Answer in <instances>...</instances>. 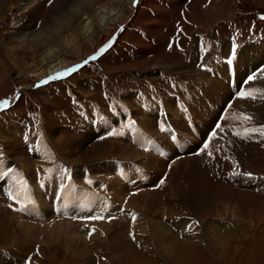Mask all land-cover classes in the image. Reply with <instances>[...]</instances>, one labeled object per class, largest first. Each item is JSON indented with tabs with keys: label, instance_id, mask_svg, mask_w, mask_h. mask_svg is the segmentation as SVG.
Returning a JSON list of instances; mask_svg holds the SVG:
<instances>
[{
	"label": "rangeland",
	"instance_id": "rangeland-1",
	"mask_svg": "<svg viewBox=\"0 0 264 264\" xmlns=\"http://www.w3.org/2000/svg\"><path fill=\"white\" fill-rule=\"evenodd\" d=\"M44 1L45 0H0V61L2 62L0 74L1 76L3 74L2 84L4 85V87L0 85V87L3 88L0 91V101L5 99L9 100L7 108H0V142L2 143V150H4V154L6 155L4 158L0 159H4L3 162L7 160L8 162H14L16 165H20L25 174L30 178L33 177L34 171H36V168L33 166L38 163L42 165L44 161H47L48 167H52L51 169L53 171V167L55 166L58 170L68 171V175L70 172V174H72V171H80L79 174L83 173V171L88 173L92 170V167L94 168L96 165L108 166L110 163H113V165L116 163H123H115L113 160H123V150L126 149L122 148L124 141L114 137L117 134L112 133L113 136L111 137L114 139L110 138L109 135H105V139L101 141H97L99 139L93 140V138H96V136H94L96 134L95 132L103 133L105 129L94 130L95 127L91 126L92 121L88 124H84L80 130L79 126L75 123L72 128H68L62 132L63 130L58 126L60 124L59 120H57V122L55 120L56 113L60 110L66 111L68 109L69 100L97 98L96 100L98 101V99L101 100L99 94L102 95L104 92H115L117 91L115 89L121 86L123 89L127 86L140 90V88L145 87L147 81L155 82V80L151 78H159L158 74L160 71L163 72V74L162 78L158 80L159 82H163V79L167 76H179L188 80L186 86L189 88L193 84V80H195L198 74L203 70L197 71L193 66L194 57L191 55L190 51L187 50V62L190 63L184 64L180 56L184 49L181 53H177L176 50L168 52L163 48L167 36L172 34V31H170L172 21L180 20L184 29L189 33H199L201 31L212 34L214 30H216L218 33H221L222 36V34L226 32V24L230 26L232 22H234L236 27L240 28L237 30V35L245 32V30L250 34H257L258 32L264 33V0H191L187 4L188 9H184L187 3L185 0H169V2L168 0H165V2L163 0H137L135 4L134 0H129L120 8L119 6H113L114 3L111 0H95L92 7L107 3V8L110 7L112 10L111 13L114 12L111 18L113 17L115 20L111 18L105 20L104 18L106 15H104L103 21L100 19L97 21L96 18L99 17L95 15V10H93L91 13L93 16L95 15V23L96 21L99 23L96 31L93 32V36H91L94 38H90L89 40L81 39L78 42L79 45L72 46L70 50L67 49L60 53L64 60L73 63L74 66H83L77 71L59 78L60 80H50L47 84L40 85V82L45 79V75H39L37 71H33V65L35 62H40L41 53L44 51L45 47L41 46L40 48L30 49L28 48L29 46H25V42H21L18 39L21 35L24 36L25 34L30 36H38L41 34L43 41L48 46L60 43V36H63L62 31H66V25L69 22L74 25L78 24L77 21L67 16L69 14L68 11L73 10L74 5H82V0H76V3L74 2L75 0H67V5L70 6L73 4V7H65L64 11L60 9V4L63 3L62 1L66 2V0H54L53 4H49L47 0ZM28 2L36 3L38 7L40 6L41 8L36 10L35 8L37 5L33 4L31 6ZM221 3L224 4V6L226 5V7L223 8L225 12L219 10ZM53 7H58L59 11H54ZM88 12L84 13L83 16L82 13H79L78 19L80 18L83 20V17L85 18ZM191 13L192 15L194 14L195 21L191 18ZM208 13H211V15H207ZM183 16H185V21L182 19ZM228 19L229 21L227 22ZM109 21H111L112 24L109 23ZM212 21L214 22L212 23ZM110 29L113 32L111 31V34L106 35V32H109ZM67 31L69 32L71 30ZM42 34L45 35V38H43ZM151 36L156 41V44H153ZM104 37L105 39L101 40ZM227 40L228 39L225 38L220 43L216 44L215 47L218 51L219 47L222 50L224 45L226 46ZM109 41L113 42L103 54L99 55L95 60H90L86 65L83 64L94 52L96 53L98 49L108 44ZM178 42L180 43L182 40H178ZM95 43L98 46L94 49H97L96 51L92 49V44ZM252 45L258 47L259 50L264 49L263 40L246 43L239 49L243 50L246 48V54L250 55ZM78 51L81 52V54ZM254 53H256V51ZM260 53V56L255 59L246 60V65L249 67H244L242 72L239 70V66L235 65V70H237L236 78L238 80H241L243 76L251 70L250 68L264 61V51ZM159 60L161 61L158 64L157 61ZM167 60L171 61L169 62V64H172L171 66L166 63ZM218 64H220V62H218ZM73 65H71V67H73ZM221 67L223 68V65ZM262 70H264V68ZM195 72H197V75L194 74ZM215 72L214 70L213 76L217 77ZM206 75L209 76L207 72ZM258 76L259 74L256 73L255 77ZM261 79L263 84L260 83L258 86L262 90L261 92H264V77H261ZM257 81V78H255L252 82L253 84H257ZM102 82L104 85L103 88L101 87ZM37 85L40 86L37 87ZM205 85H207V82H205ZM248 86H250V83L244 85L245 88ZM256 93H260V91L257 90ZM124 99L128 102V108L133 111L136 119L140 114L139 122H141V116L144 111L140 112V108L133 106L126 97ZM169 99L170 98L166 99L165 102ZM245 101L244 99L239 100L237 103L239 106H235L240 107V105H243V102L245 104ZM259 104L260 106L257 103H251V106L244 108L245 110L248 109L247 111L241 112L244 113L245 116L253 119V122L256 120L262 123L264 122V105L261 103ZM246 105H248V102ZM73 107L75 108L76 106L72 105V108ZM255 108L258 109V112L254 115ZM215 113L216 112L213 110L206 111V115H214ZM18 114H24L22 116L24 120H18V123L19 126L25 125L30 133L27 136V140L31 141L32 138V141L37 146H42V154L40 151L38 152L39 155L41 154L40 157H36L34 153L31 157H28L19 146L16 134L10 133V131H13L11 127L16 129L17 124L15 125L14 122L9 121V118L13 119L12 117H16ZM252 114L254 116H252ZM195 115L196 117L194 119L206 117L203 113L195 112ZM116 120L118 121V118ZM177 120L178 124L174 122L175 125H178V130L186 132L183 121L181 119L180 122L179 119ZM249 120L244 119L241 121L247 122ZM8 121V124L11 125L6 123ZM134 121L136 120L134 119ZM99 122L108 123V131L109 128L113 126L112 123L104 120L95 123L98 124ZM162 122L166 123V127H168L173 136L172 129L169 128V121L164 120ZM136 124L139 125L138 123ZM152 124L155 126L154 121H152ZM158 125L160 128L163 126L162 123H158ZM166 127V131L160 133L156 132L159 137L155 135V137L152 138V140L154 139L153 142L157 139L165 141L166 144L170 145L169 142L172 140H170L172 137L169 138L170 131H168ZM83 133L89 134L86 139L80 136ZM141 133L145 132L141 129ZM182 137L183 136H181V138ZM138 141L140 142L138 144L137 141L136 144L129 143L132 151L136 153L135 155L132 153L130 157H136V155H138V157L133 160H123L124 163L129 164L130 167L127 176L125 175V171H123L124 175L118 180L122 182L123 187H128V190H126L127 193L118 190L121 189V187L116 189L119 193L114 190L113 193L109 188L108 181L111 179V176L108 174L103 175V173L97 172L98 174H95V177L93 175L85 177L78 174L80 180H75V182H78V185H81L76 189L77 194L82 191L84 192V189H88L87 191L96 195L95 202L108 194L111 196L112 194H121V202L119 200L114 201L111 210L108 211L107 214L104 212L98 213L99 216H103L104 220L107 221L104 226L106 230L108 228L107 231H104L100 227L98 228V226L94 228V231H92V227L88 228V224L86 225L88 219H84L86 216L80 217L85 214L80 209V202L76 198V193L72 195L73 200L68 203L65 201L66 198L64 193L61 194L59 192L58 195L56 194L52 197L50 204V207H53L50 209L52 215L56 209L60 208L61 210L55 213H63V215L66 216L64 218H55L53 215L54 218L52 222L49 221L48 223L47 218L41 221L43 217L42 213L39 211L36 212L39 209V205H36L38 201L34 202L35 205L33 204V208L26 210L24 213H35L31 221L34 222V227L40 237L47 236V233L42 234V230L48 229L49 226L54 224L61 223L60 220H64L63 225H65L67 221L68 223L66 226L68 230L63 228V233L68 239H73L76 243L79 242V244L85 246L87 251H89L86 255L83 257H76L69 253L73 252V250L62 247L59 243L48 245L44 242H39L31 233L25 234L22 228H19V223L16 219L18 210L17 213L14 214L0 209V253L5 251V249L10 251L6 256L4 253L0 254L1 258H3H0V264H14L15 261L21 263L22 258L26 254L31 257L29 259L30 264H264V142L259 143L258 146L256 143L243 144L242 142L231 140L225 143L224 147L216 145L214 147L216 154L211 156H209L205 150H202L197 155L194 154L195 158L198 160L197 164L199 167L200 163L203 164L204 161L208 160V156L211 159V162L205 163V165H207L202 168V172L205 174L203 179L205 181L207 180V182L209 180L210 185L208 190H199V188H195L189 191L183 184L178 185V180L181 178L180 176L178 180H174L173 182L169 180L170 177L167 174L170 170L167 167L168 170L166 168L164 171V168L166 167L165 164L167 163V166L170 165L171 163L168 164V162L172 160H168L166 152H162L160 147L154 143L155 154H153L151 151V144L147 142L141 143V140ZM140 145L147 150L145 153L135 149L140 147ZM94 150L98 154H94ZM222 151L231 161L234 157L239 164L237 167L240 169L245 170L246 168L250 171L254 169L256 172H259L254 187L248 186L245 188L246 185H242L241 183V178L244 179V177L240 175H237L236 178L228 183L213 181L211 177H208L209 170L213 169L216 162L221 164L223 168L229 165L228 161L220 159L219 155L222 154ZM186 152L188 155L183 154L182 158L193 156L190 155L192 152L191 149L186 150ZM90 155H95L98 159L92 161ZM150 155H155L156 157L154 158L158 159H155V161H148ZM179 158L182 160L181 157ZM179 158L173 161V163L175 164ZM71 159L73 162H71ZM165 160L168 161L165 162ZM4 163H6V161ZM161 164H164V166ZM118 165L124 167L121 164ZM160 166L161 168H159ZM176 167L175 165V168L173 167L172 170L175 171V169H178V167ZM153 168H157V172H155ZM1 171L3 172L2 168ZM13 171L16 170L13 169ZM54 172L57 173L56 171ZM146 173H149L151 176L148 178V181L144 178ZM177 173L178 171L174 174L176 175ZM62 174L60 176H48L44 180L53 177L63 178L67 175L66 172ZM182 177L185 179L188 178L187 175H182ZM83 178L94 179V181L91 184L90 180ZM167 179L168 181H166ZM141 180H143L142 183H140ZM161 180H163V183H161ZM234 180H236V183ZM2 181L9 187H13L11 179L8 176L1 180L0 183H2ZM106 183H108V186L103 188ZM37 184L38 183H36V185ZM187 184L188 183H185V185ZM29 186L31 187L30 184L24 186V189L30 188ZM94 186H103V193L99 194L93 191L94 189L91 187ZM136 186H139L140 189L132 191ZM177 186H180V188H177ZM167 188L169 190H166ZM160 189L163 192L160 191ZM175 189L179 194L183 193L187 195L186 199L180 198L182 202L179 204L170 202V197H172L171 191ZM20 190L22 191L23 187ZM143 191L154 193V196L155 194L161 193L158 195V204L150 205L148 208L141 207V202L143 201L141 198L139 205L136 207L135 204H132V207L130 204V196H137L136 194H141ZM168 191L170 192L168 193ZM62 196H64L63 199H61ZM164 199L169 200L165 201ZM176 199L178 198L176 197ZM21 200L23 201L24 199L21 198ZM157 202H155V204ZM118 209L122 211L127 210L131 212L132 216L128 213V215L120 219H117V216V218L112 221L107 220L106 217H113L115 215L114 212ZM1 210H3L2 213ZM133 215H135V220L131 218L128 223L130 217H133ZM176 216L179 217V220H176ZM71 217L76 219H72ZM54 219L55 222H58L55 223L53 221ZM168 220H172L176 223H171L172 225H169L167 223ZM137 221H141V226L147 225L146 233L142 230L141 234L137 233V231L132 228L133 222L135 225L139 224L136 223ZM152 223H156V225L160 224L163 231H166L165 236L161 239L163 243L161 242L158 244L157 239L155 240L153 236H151ZM175 225L181 227L183 238H180V235L178 236L176 231L171 229V227L173 228ZM90 231L93 234L89 235ZM128 231L130 234L134 235L135 241L130 237ZM91 236L95 237L93 238ZM97 240L99 241L96 245ZM93 245L96 246L92 247ZM129 249L134 250L131 252ZM127 251L136 254L135 256L139 263L133 260L124 262L125 259L127 261V255L129 254Z\"/></svg>",
	"mask_w": 264,
	"mask_h": 264
},
{
	"label": "bare ground",
	"instance_id": "bare-ground-1",
	"mask_svg": "<svg viewBox=\"0 0 264 264\" xmlns=\"http://www.w3.org/2000/svg\"><path fill=\"white\" fill-rule=\"evenodd\" d=\"M72 1V0H71ZM97 1H100V0H97ZM96 1V2H97ZM114 4L113 6H119L120 7H123L124 6V3H127V1L129 0H111ZM63 3H61V8L62 10L65 11V7L66 8H71L73 7L72 5L68 6L67 5V0L66 2L62 1ZM76 3V0L74 1ZM73 2V3H74ZM81 2V1H80ZM93 2H95V0H86V1H83L82 0V5L81 6H76L74 5L73 7V10H69L68 11V17L69 18H72L74 19L75 21L78 22L77 25H74L72 24L71 22H69L67 25H66V28H65V32L62 31V34L63 36L61 35L60 38V43H56V44H52V45H46L45 42L43 41L42 37H41V34H39L38 36H30V35H24L18 39L19 41L21 42H25V46H29L28 48L30 49H36V48H40L41 46L45 47L44 51L41 53V57H40V62H35V64L33 65V71H37L39 75H46V77L48 78L49 76H54L56 75L57 73H61L63 72L65 69H68V68H71V65H73V63L69 62V61H66L64 60V58L62 57V54L60 55V53L62 51H65L67 49H71L72 46H76V45H79L78 42L81 40V39H90V38H94V37H91L93 36V32L96 31L97 29V25H99V23H97L98 19L102 20L104 18V15L105 16V20H108V18L110 19L111 16H113L112 14L114 13H111L112 10L110 9V7L107 8L106 4H102V5H99L97 7H92V4ZM1 3V2H0ZM28 4H31V6L33 4H36V3H31V2H28ZM37 5V4H36ZM95 6V4H94ZM226 5L224 6V4L221 3V6L219 8V10L223 11V8H225ZM41 7L38 5L36 6V10L40 9ZM95 8V9H94ZM42 10V9H41ZM53 10L54 11H59V8L58 7H53ZM95 10V15H97L99 18H96V23H95V15L93 16L92 15V11ZM52 11V10H51ZM90 13H89V12ZM42 12V11H41ZM40 12V13H41ZM45 12V11H44ZM87 13V16H85V18L83 17V20H81L80 18L78 19L79 17V13L81 14L82 13V16L84 13ZM119 12V11H118ZM225 12V11H223ZM36 13V12H34ZM46 13V12H45ZM43 13V14H45ZM108 13V14H107ZM120 13V12H119ZM58 14V13H57ZM102 14V15H101ZM117 15V14H116ZM207 15H211V13H208ZM44 16V15H43ZM103 16V17H102ZM222 16V15H221ZM191 18L193 19V21H195V16L194 14L192 15L191 13ZM103 19V20H104ZM112 20L114 19L113 17L111 18ZM102 20V21H103ZM115 20V19H114ZM100 21V22H102ZM68 22V21H67ZM113 22V21H112ZM117 22V21H116ZM201 22V21H200ZM214 21H212L213 23ZM109 23H111V21H109ZM209 23V22H208ZM211 23V21H210ZM63 24V23H62ZM65 24V23H64ZM102 24V23H101ZM112 24V23H111ZM202 24V23H201ZM109 25V24H107ZM103 26V25H102ZM114 27V26H113ZM100 29V28H99ZM104 29V28H103ZM112 29V28H111ZM109 30V32H106V35H109L111 34L110 32L112 30ZM67 30H71V31H67ZM113 32V31H112ZM43 35V38H45V35ZM113 36V35H112ZM100 39V38H99ZM104 38H102L101 40H104ZM100 40V42H101ZM92 41V40H91ZM228 41V40H227ZM229 42V41H228ZM257 42V41H256ZM260 42V41H258ZM31 44V45H30ZM225 44V43H224ZM54 45V46H53ZM98 46L95 44H92V49L94 50L95 48H97ZM252 45V48H251V54L250 55H247L246 54V48L241 50L239 49V53L237 55V59H236V62H235V65H238L239 66V70L242 72V69H244V67H249L248 65H246V60H251V59H255L256 57L260 56V52L261 51H264L263 50H259L258 47ZM74 48V47H73ZM227 48L229 49L228 47V44H226V46L224 45V48H222V54L225 55V52L227 50ZM95 51V50H94ZM256 51V53H254ZM79 52V51H78ZM81 54V52H79ZM78 53V54H79ZM256 54V56H255ZM80 57V55H79ZM161 60L157 61L158 64L160 63ZM163 61V60H162ZM169 62L171 61H166V63L168 65H172L171 63L169 64ZM219 62V61H218ZM214 64L212 67L215 69V73H216V76L217 77H220V78H217L215 76L213 77H210V76H207L206 75V71H201L197 78H195V80H193V84L189 87V88H193L194 89V93H198L197 91H201L202 92V95L203 96H198L196 99L199 100L198 103L201 107H205V103L204 101H201V99H205L206 98H210L213 97L214 100H215V103H218L219 100L220 103L225 100L227 97H229L230 95V91H229V88L227 87V83L224 82V80H222V75H223V69L222 67L220 66V64ZM245 62V63H244ZM39 63V64H38ZM165 63V62H164ZM1 65H2V62L0 61V69H1ZM147 65V64H146ZM74 66V65H73ZM153 66V65H151ZM169 66V68H170ZM166 67V66H165ZM32 71V72H33ZM1 72V71H0ZM219 72H220V75H219ZM237 72V70H236ZM38 75V76H39ZM255 77V76H254ZM22 78V77H21ZM257 78V84H260L261 82V77L260 75L258 77H255ZM2 81H3V74L1 76L0 74V85L1 87L4 85L2 84ZM260 81V82H259ZM205 82H207V85H205ZM0 87V88H1ZM185 88L187 90H192V89H189L187 86H185ZM247 88V87H246ZM3 88L0 89V91L2 90ZM259 91V90H258ZM91 93V92H90ZM252 95V94H251ZM251 95H249L250 97L249 98H252ZM8 100V99H7ZM239 100L241 99H235L233 101V108L235 109L236 113H240L241 116L238 117V121L240 120H244V117H245V114L242 113L241 111H247L245 110L244 108L247 107V106H251V100H246L244 99L245 101V104L243 102V105H240V107H238L239 105L237 104L239 102ZM253 100V99H252ZM196 101V100H195ZM242 102V101H241ZM248 102V105H246V103ZM13 103V102H12ZM160 105L159 108H157V106ZM166 105V107L164 106ZM235 105H238V106H235ZM243 106V107H242ZM260 106V105H259ZM157 108V109H156ZM253 108V107H252ZM254 109V108H253ZM148 111V112H147ZM144 110V113L142 114L141 116V122H138L139 125L137 124H133V125H130L128 124V122L125 123L124 127L125 126H130L128 129L130 130H126L123 131L122 133H120V135H116L114 137H116L117 139H120L121 141H124L123 142V147L122 148H126L123 150L124 154H122V158L123 160H133L135 158L138 157V155H136V157H130V155H132V153L135 155L136 153L132 151V148L130 146V142L131 143H134L136 144V141H137V144L140 143L138 140L140 139H137L135 140L133 138V135H132V128L134 129V127L136 128L137 132H141V129L145 132V133H149L151 134L149 138H146L147 140L145 142L149 143L152 145V152H154V149H155V144L152 140V138L155 137L156 134V130H155V126L152 124V121L155 120V116L157 114V116L159 115V118L158 119V123H162L163 126L166 127V123L165 122H162L164 121V119L162 118L164 116V113L165 114H169L168 117L171 118V116H173L175 119H176V123L178 122L177 119H179V122H180V115L179 113L173 108V102L171 99H169L168 101L165 102V104L161 101L160 103H157V104H154V106H150L148 107V109ZM194 111V110H193ZM254 111V110H252ZM251 112V111H250ZM258 112V109L255 108V111H254V115L257 114ZM197 113V111H196ZM194 114V118L196 117L195 115V112L193 113ZM217 112L214 114V115H207L208 118L207 119H204L205 117L201 118L198 117L197 120L198 122H201L202 123V128L204 130V132L207 130L208 127H210V125L212 124L213 122V119L215 118ZM252 114V116H254ZM205 116V115H204ZM98 122V121H97ZM95 123V122H94ZM155 123V121H154ZM182 123V122H181ZM211 123V124H210ZM87 124V123H85ZM178 124V123H177ZM183 124V123H182ZM142 126V127H141ZM159 126V125H158ZM178 127V125H176ZM180 126V125H179ZM94 130H104V131H107L109 132L107 129L109 127L108 123H103V122H99L98 124H94ZM113 126H111L109 129H112ZM132 127V128H131ZM168 129V127H166ZM185 128V127H184ZM168 131H170L168 129ZM167 131V132H168ZM166 132V133H167ZM184 132V131H183ZM116 134V133H114ZM159 134V133H158ZM89 134H86V133H83L81 134L80 136L83 137L84 139L87 138ZM160 135V134H159ZM119 136V137H118ZM124 136V137H122ZM156 137H159L158 135ZM167 137V136H166ZM172 137V133L170 131V134H169V138ZM168 138V139H169ZM160 139V138H159ZM164 139V137H163ZM172 138H170L171 140ZM119 141V142H121ZM141 141H143V139H141ZM167 141V140H166ZM173 140H171L170 142H172ZM169 142V144H170ZM121 145V144H120ZM149 150V149H148ZM204 151V150H203ZM155 153V152H154ZM94 154H98L95 150H94ZM188 155L187 152H184V155ZM152 155V154H151ZM150 155V158L148 159V161H155V159H158V158H154L156 157L155 155L154 156H151ZM148 156V154H147ZM90 157H92V161L94 160H97L98 157L95 156V155H90ZM182 158V157H181ZM4 160V159H3ZM3 160L0 159V166H2L3 164ZM72 160V159H71ZM116 162H123V163H116L115 165H113V163H110L108 166L107 165H99L96 167H92V170L91 171H87L88 173H86V171H83V173L79 174L80 171H72V174L69 173V175L67 174L65 177L63 178H59V177H53V178H48L46 180H40V183L37 182L38 184L35 185V186H29L30 188H27V189H23L22 190V195L20 197L23 198L24 200L20 203L22 204L21 207H19L17 210H18V215L16 217L17 221H18V226L19 228L21 227L22 228V231L25 233V234H29L31 233V235L37 239L39 242H44L48 245L50 244H60L62 247H65L67 249H71L73 250V252H69L71 255L73 256H76V257H83L84 255L87 254V248L81 244L76 243L73 239H68V237L65 236V234L63 233V228H66L68 230V227L66 226V224L68 223L67 221L65 222L66 224H64V220H60L61 223L59 224H54L52 226H49L48 229H45V230H42V234H46L47 233V236L46 237H40L38 236L39 234L37 233L36 231V228L34 227V222H32V218L35 216V213L34 212H27L26 214L25 211L30 209V208H33V204L35 205L34 202H36L37 204L36 205H39V209L36 211V212H40L42 213L43 217L41 218V221L43 220H46L45 218L48 219V223L49 221L52 222V219L54 218V216L52 215L50 209V204H51V201H52V197L55 196L56 194L58 195L59 192L61 194L64 193V196L66 198V202H71L73 200V197L72 195L74 193H76V198L79 200L80 202V209L83 211V213L85 215H82L80 217H89V216H96L98 215V213H105L107 214L108 211L111 210V206L113 205L114 201H117L119 200L120 201V198H121V194H118V195H115V194H112L111 195H107L105 196L104 198H101L99 199L98 201L95 202V194H92L90 191H87L88 189H84V192H79L77 194V187L81 186L80 184L78 185V182H75V180L79 179L80 180V177H78V174L79 175H82V176H85V177H89L90 175H93L95 177V174H98L97 172H100L101 174L103 173L104 174H108L111 176V179L108 181L109 183V188L113 191H116L117 193H119L116 189L117 188H120L121 189H118V190H121L123 191V193L126 192V190H128L126 187H123L122 186V182L118 181L119 178H122V176L124 175L123 174V171H125V175L127 176V172H128V169L130 167L129 164L127 163H124L123 160H117V159H113ZM161 160V158H160ZM169 160V158H168ZM167 160V161H168ZM125 161V162H126ZM145 161V160H144ZM163 161V160H162ZM165 160V162H167ZM200 161V160H199ZM211 162V159L209 158L208 156V160L204 161L203 164L200 163V167L198 166L197 162L198 160L195 158L194 154L193 156H186L184 158H182V160L179 158L175 164L172 162L170 165H166V167L164 168V164H161L163 165L162 167L164 168V171L166 170V168L168 167L170 172L167 174L169 177V180L171 182H173L174 180H178L179 176L181 177L179 181V184L178 185H181L183 184L185 187H187V189L189 191L191 190H194L195 188H199V190H204V189H209V180L207 182V180L205 181L203 178L205 177V174L204 172H202V168L205 165V163H210ZM5 162V161H4ZM73 162V160L71 161ZM146 162V161H145ZM159 162V161H158ZM93 163V162H91ZM139 163V162H138ZM156 163V162H155ZM154 163V164H155ZM163 163V162H162ZM180 163V164H179ZM97 164V163H96ZM118 164H121L123 165L124 167L118 165ZM132 164V163H131ZM135 164V163H134ZM160 164V163H159ZM169 164V163H168ZM175 165L178 167V169H173V167L175 168ZM146 167V166H145ZM151 167V166H150ZM176 167V168H177ZM143 168V167H142ZM161 168V166L159 167ZM167 168V170H168ZM155 170V172H157V168H153ZM157 169V170H156ZM96 173H95V172ZM174 171V172H172ZM178 171V173L175 175L174 173ZM181 172V173H180ZM0 173H3L1 171V168H0ZM74 173V174H73ZM162 174V173H160ZM63 175V174H62ZM120 175V176H119ZM153 175V174H152ZM182 175H187V179H185L184 177H182ZM191 175V176H190ZM56 176V175H55ZM154 176H155V173H154ZM156 177V176H155ZM159 177V176H158ZM83 179H87V178H83ZM89 179V178H88ZM124 179V178H123ZM183 179V180H182ZM121 180V179H120ZM74 181V182H72ZM123 181V180H122ZM135 181V180H134ZM168 181V179L166 180ZM193 181H197V182H193ZM106 182V181H105ZM204 182V183H203ZM108 183H106L104 185L103 188H105V186L107 187L108 186ZM169 183V182H168ZM185 183H188L187 185H185ZM165 184V183H164ZM170 184V183H169ZM167 185V183H166ZM14 186V184H13ZM28 187V186H27ZM169 187V186H168ZM173 187V186H172ZM176 187V186H174ZM132 188V187H131ZM139 188V186H136L134 187V189H137ZM177 188H180V186H177ZM221 188V187H220ZM22 189V188H21ZM69 189V190H68ZM108 189V190H110ZM166 190H169L168 188ZM45 191V192H44ZM53 191H54V195H53ZM113 191V193H114ZM120 191V192H121ZM160 191H162L160 189ZM108 192V191H107ZM115 192V193H116ZM163 192V191H162ZM170 191H168L169 193ZM199 192V191H198ZM109 193V192H108ZM122 193V192H121ZM127 193V192H126ZM172 193V197H170V202H173L175 204H179L181 203L182 201L180 200V198H185L187 197L186 194H179V192L175 189L173 191H171ZM170 193V194H171ZM200 193V192H199ZM218 193V192H217ZM150 194V195H149ZM161 193L159 194H155L154 196V193H150V192H146V191H143L141 192V194H136L137 196L133 195L132 197L130 196V204L132 206V204H135L136 207L139 205L140 201H141V198H142V202H141V207H146L148 208L150 205H157L158 202H157V199H158V195H160ZM166 194H167V191H166ZM168 194V195H170ZM61 199H63V197ZM169 197V196H168ZM176 197L178 199H176ZM57 198V197H56ZM126 198V196H125ZM137 198V199H136ZM148 199V200H147ZM165 201L167 199H164ZM169 200V199H168ZM167 200V201H168ZM221 200V199H220ZM57 201V200H56ZM64 201V202H65ZM65 202V203H66ZM121 202V201H120ZM155 202H157L155 204ZM231 202V201H230ZM162 203V202H161ZM225 204V203H224ZM227 204V203H226ZM62 205V204H60ZM73 205V204H72ZM227 206V205H226ZM230 206V205H229ZM236 206V205H235ZM58 207V206H56ZM61 207V206H60ZM71 207V206H70ZM133 207V206H132ZM221 207V206H220ZM21 208H24L25 210L21 211L20 209ZM156 208V206H155ZM228 208V207H227ZM59 209V208H58ZM133 209V208H131ZM61 210V209H60ZM226 210V208H225ZM79 211V210H78ZM112 212V211H111ZM224 212V211H223ZM91 213V214H89ZM97 213V214H96ZM95 214V215H94ZM226 214V213H225ZM2 215V214H1ZM103 215V214H101ZM23 219H28V221H25ZM82 219V218H81ZM133 219V218H132ZM40 221V222H41ZM55 222V219L53 220ZM85 221V220H84ZM153 221V220H152ZM50 222V223H51ZM58 222V221H57ZM55 222V223H57ZM88 223V228H91L94 229L96 226H98V228L100 227L101 229H103L104 231L106 230V228L104 227L106 225L104 219L102 220H88L87 221ZM148 222V221H147ZM136 223H139V224H136L133 222L132 223V228L134 230L137 231V233H140L141 234V230L143 232H147V225H144V226H141V221H137ZM151 224V223H150ZM63 225V226H62ZM92 225V226H91ZM149 226V225H148ZM87 228V229H88ZM108 230V228H107ZM106 230V231H107ZM74 231V230H73ZM97 231V230H96ZM87 232V231H86ZM149 232V230H148ZM166 232V231H165ZM165 232L163 231L162 227L160 226V224H157L156 223H152V234L151 236H153V238L157 241H158V244H160L162 241V237L165 236ZM68 233V232H67ZM74 233V232H73ZM93 234V233H91ZM104 234V232H103ZM81 235V234H79ZM68 236V235H67ZM70 236V235H69ZM101 236V235H100ZM105 236V235H104ZM103 236V237H104ZM93 237V236H91ZM95 237V236H94ZM93 237V238H94ZM102 237V236H101ZM71 238V237H70ZM99 239V238H98ZM104 239V238H103ZM152 239V240H154ZM102 240V239H101ZM100 240V241H101ZM99 240H97L96 242V245L98 243ZM146 241V240H145ZM150 241V240H149ZM75 242V243H74ZM156 242V241H155ZM163 243V242H162ZM93 244V243H92ZM96 245H93L92 247L96 246ZM89 249V248H88ZM130 250V249H129ZM134 249L130 250L131 252H133ZM130 251H127L129 254L127 255V261L126 259L124 260V262H128V260H133L134 262H137V257L135 256L136 254H132ZM165 251V250H164ZM118 257V256H117ZM139 263V262H137ZM131 264V263H130ZM134 264V263H132ZM136 264V263H135Z\"/></svg>",
	"mask_w": 264,
	"mask_h": 264
},
{
	"label": "snow or ice",
	"instance_id": "snow-or-ice-1",
	"mask_svg": "<svg viewBox=\"0 0 264 264\" xmlns=\"http://www.w3.org/2000/svg\"><path fill=\"white\" fill-rule=\"evenodd\" d=\"M47 2H48L49 4H53V3H54V0H47ZM136 2H137V0H134V4H135ZM112 42H113V41H109L108 44H106V45L102 46L100 49H98L97 52H96L94 55L90 56L87 60H85V61L83 62V64L86 65L90 60H95V59H97V57H98L99 55L103 54V53L107 50V48L111 46V43H112ZM170 47H171V45H170ZM231 62H232V61L229 60V63H231ZM82 66H83V65H75V66H73V67H71V68L65 69V70H64L63 72H61V73H57V74L54 75V76H49L46 80H42V81L40 82V85L47 84L50 80L59 79V78H61L62 76H66V75H68V74H70V73H72V72H75V71H77L79 68H81ZM205 67H206V66H205ZM253 79H255V77H254L253 75H249V76L247 77V81H252ZM247 81H245V82H247ZM40 85H37V87H39ZM246 95H251V94H250V93H244V92H241V93H240V96H241V97H245ZM253 98H254V97H253ZM8 105H9V100L5 99V100H3V101H0V108H7ZM244 119H245V120H249V119H251V118L245 116ZM216 127L219 129V128H221V125L217 124ZM161 131H166V129H165L163 126H161ZM246 131L259 132L261 135H264V126H261V127H258V128H253V129H250V130H247V129H246ZM110 135H112V133H110ZM215 135H216V133L213 132V136H215ZM236 135H240V133L237 132ZM204 147L207 148V144H205ZM208 155L211 156V153H208ZM12 171H13V170H12L11 168H9L6 172L0 173V180H3V179H4L5 177H7ZM234 175H246L249 179H252V178H253L252 173H234ZM161 183H163V180H161ZM8 196H9L10 199H12V200H14V201L18 199V197L15 196V195H13V193H12L11 191L8 193ZM20 210L23 211V210H25V209H24V208H21ZM132 218H133V220H135V215H133ZM84 219H88V220H102V219H104V217H103V216L96 215V216L85 217ZM109 219H114V217H110ZM92 231H94V229H93ZM89 235H91V231L89 232ZM134 238H135V237H134V235H133V239H134Z\"/></svg>",
	"mask_w": 264,
	"mask_h": 264
},
{
	"label": "crops",
	"instance_id": "crops-1",
	"mask_svg": "<svg viewBox=\"0 0 264 264\" xmlns=\"http://www.w3.org/2000/svg\"><path fill=\"white\" fill-rule=\"evenodd\" d=\"M9 121H12V122H13V119H10V118H9ZM9 121H8V123H9ZM16 129H17V128H16ZM2 164H4V162H3ZM11 182H12V180H11ZM4 186H5V185H4ZM13 187H14V186H13ZM21 188H22V187H21ZM21 188H20V189H21ZM24 188H25V187H23V189H24Z\"/></svg>",
	"mask_w": 264,
	"mask_h": 264
}]
</instances>
